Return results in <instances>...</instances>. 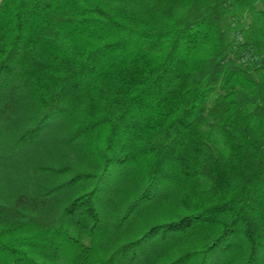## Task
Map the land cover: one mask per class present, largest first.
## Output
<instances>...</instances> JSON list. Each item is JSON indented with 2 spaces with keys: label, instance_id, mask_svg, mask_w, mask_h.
<instances>
[{
  "label": "trees",
  "instance_id": "obj_1",
  "mask_svg": "<svg viewBox=\"0 0 264 264\" xmlns=\"http://www.w3.org/2000/svg\"><path fill=\"white\" fill-rule=\"evenodd\" d=\"M0 264H264V0H0Z\"/></svg>",
  "mask_w": 264,
  "mask_h": 264
}]
</instances>
